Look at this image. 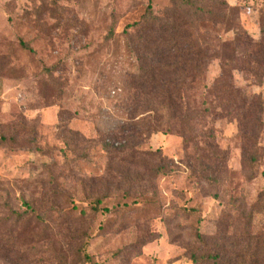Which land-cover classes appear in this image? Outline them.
Listing matches in <instances>:
<instances>
[{
  "label": "rangeland",
  "instance_id": "obj_1",
  "mask_svg": "<svg viewBox=\"0 0 264 264\" xmlns=\"http://www.w3.org/2000/svg\"><path fill=\"white\" fill-rule=\"evenodd\" d=\"M225 1L232 9L228 25L202 27L227 43L217 54L233 59L229 74L247 93L258 95L264 108V68L258 77L244 71L248 63L257 67L237 35L264 47V0ZM149 2L156 15L171 7L170 0H0V125L5 132L10 123L19 126L17 146L0 147V218L9 214L5 204L22 212V199L37 201L51 191L88 213L90 204L106 194L102 208L109 211L93 216L88 224L92 238L86 253L97 264H192L187 249L207 251L213 238L229 236L228 217L238 212L253 213L252 232L264 238V110L252 177L245 168L238 124L223 119L213 133L227 157L219 186L210 189L192 179L179 136L156 134L141 148L160 149L173 162L171 173L155 178L153 190L126 193L127 187L117 185L106 189L118 169L110 165L103 145H112L117 128L126 122L123 102L130 93L123 82L135 67L126 30L141 22ZM221 68L217 59L210 63L207 88L221 76ZM245 122L252 125L256 117L247 115ZM72 133L84 143L80 139L76 146ZM199 140L189 151L197 160L204 156ZM121 144L124 140L114 148ZM190 209L198 211L186 213ZM35 211L52 220L48 227L54 233L60 230L53 222L60 211L38 206ZM234 224L235 235L246 231L242 223ZM33 228L26 229V236ZM197 230L208 247L197 242ZM38 248L47 252L45 246Z\"/></svg>",
  "mask_w": 264,
  "mask_h": 264
},
{
  "label": "trees",
  "instance_id": "obj_2",
  "mask_svg": "<svg viewBox=\"0 0 264 264\" xmlns=\"http://www.w3.org/2000/svg\"><path fill=\"white\" fill-rule=\"evenodd\" d=\"M170 3V8L156 15L151 12L149 2L141 22L128 25L125 31L135 67L125 73L123 82L130 93L123 102L126 122L117 128L113 144L103 145L110 156V165L118 169L110 181L103 180L109 182L107 190L112 185L127 187L126 193L134 189L153 190L155 178L171 173L173 162L160 149L144 151L141 148L156 134L179 136L183 152L187 153L185 162L192 179L204 181L210 189L219 186L218 180L223 178L227 157L213 133L215 124L223 119L238 124L245 168L251 177L258 163L257 146L261 131L258 121L264 110L263 103L258 95L249 94L238 86L229 74L233 59L217 54L227 43L218 40L214 30L202 27L203 23H210L213 27L228 25L227 16L232 9L225 0H170ZM137 26L136 32H129ZM237 35L250 49L249 58L255 60L257 67L248 63L249 69L244 71L258 77L264 68V58L259 60L264 47L243 40L240 33ZM24 47L28 49V46ZM214 59L222 63L221 76L207 88L205 75ZM251 114L256 117V123L247 125L245 118ZM5 127L7 132L0 125V147L14 149L18 143L19 126L10 123ZM64 132L71 134L66 129ZM72 135L75 145L79 146L80 136ZM196 139H200L199 143L204 148V156L199 160L189 154L191 147L194 149L197 145ZM121 140L125 144L115 149V143ZM63 141L70 146L65 137ZM123 171L127 176L125 180H122ZM51 193H45L37 201L22 199L25 208L22 212L5 204L9 214L0 218V229L6 230L0 234V260L8 264H97L86 253L88 241L92 238L88 224L93 216L109 211L102 208L106 194L90 204L88 213ZM37 206L62 213L58 219L53 218L60 229L58 232L49 229L48 223L52 220L37 213ZM197 211L190 209L186 213L194 215ZM228 219L232 223H226L232 228L229 236L218 240L213 238L215 243L207 251L187 249L192 264H264V238L260 233L252 232L253 213L247 216L238 212ZM234 222L246 227V231L238 234L239 237L235 235ZM31 225H34L32 233L26 236V229ZM41 226L43 229L37 232ZM63 226L65 228L61 230ZM195 238L202 247H208L200 230L196 231ZM40 245L45 246L47 252H40Z\"/></svg>",
  "mask_w": 264,
  "mask_h": 264
}]
</instances>
